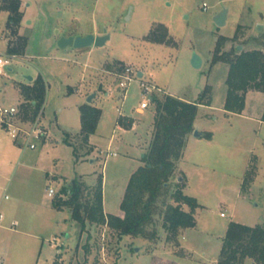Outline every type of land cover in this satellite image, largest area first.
<instances>
[{"label":"rangeland","instance_id":"obj_1","mask_svg":"<svg viewBox=\"0 0 264 264\" xmlns=\"http://www.w3.org/2000/svg\"><path fill=\"white\" fill-rule=\"evenodd\" d=\"M19 1V32L28 44L0 78V107L19 109V84L41 75L48 89L39 125L47 135L33 150L24 137L12 138L0 113V264H218L232 223L264 229V94L250 91L241 113L227 112L229 66L213 65L218 47L235 55L264 48V0ZM1 5L0 54L7 55L9 15ZM224 10L226 23L218 27L215 18ZM159 25L168 30L166 44L149 40ZM63 35L110 39L103 47L60 49ZM195 55L200 68L193 66ZM128 67L135 80L126 90L120 76ZM207 86L213 102L200 106L194 127L203 136L189 137L178 165L185 195L199 204L196 228L169 243L158 215L147 237L120 238L106 224L87 221L82 229L70 209L55 208L54 201L67 200L62 191L73 189V181L91 200L102 179L104 215L123 217L128 183L144 165L153 129L150 97L195 103ZM142 103L148 108L140 112ZM86 104L101 109L102 117L90 147L82 149L80 110ZM37 120L10 122L29 130ZM120 120L132 126L121 128ZM68 143L79 149L78 159ZM177 175L170 181L173 192L181 182Z\"/></svg>","mask_w":264,"mask_h":264},{"label":"trees","instance_id":"obj_2","mask_svg":"<svg viewBox=\"0 0 264 264\" xmlns=\"http://www.w3.org/2000/svg\"><path fill=\"white\" fill-rule=\"evenodd\" d=\"M2 9L8 15L6 25L9 33L8 55L21 57L26 54L27 38L20 36L24 13L19 0H1ZM168 30L163 25L157 26L149 37L155 43L168 42ZM264 47V43L260 45ZM223 63L229 66L226 80L227 96L224 109L230 113H241L245 106L248 92L256 91L264 94V48L240 54L222 53L218 47L213 65ZM47 84L44 78H38L27 84H19L23 99L15 117L24 122L34 123L41 113L47 97ZM155 105L154 120L149 145L146 149L144 163L130 178L124 199L121 204L123 217L104 215L102 179L95 190L94 199L91 194L83 196L82 188L73 181V189H64V200L54 201L55 208L71 210L72 219L84 229L87 221L108 225L118 232L120 238L147 237V229L154 223L158 215H163V228L168 235L169 243H177L182 233L197 226L195 217L199 208L197 200L185 195L186 178L179 173L178 165L183 160L189 137L195 132V122L200 106H211L213 102L212 87L207 86L195 103L185 102L176 97L166 96L163 100L151 97ZM81 138L83 148L90 147V137L95 134L102 117V110L91 105L81 107ZM264 121V116L263 119ZM4 126V124H2ZM121 128L132 126L120 120ZM5 129V127H4ZM209 140L212 135L208 134ZM73 147V154L78 159L79 149ZM177 173L179 175H177ZM181 178L171 191L172 179ZM188 207L189 211L185 210ZM253 260L255 264H264V229L248 227L232 223L223 240L218 264H246ZM57 264V263H56Z\"/></svg>","mask_w":264,"mask_h":264},{"label":"built area","instance_id":"obj_3","mask_svg":"<svg viewBox=\"0 0 264 264\" xmlns=\"http://www.w3.org/2000/svg\"><path fill=\"white\" fill-rule=\"evenodd\" d=\"M204 8H206V5L204 6ZM18 59H20V57L18 56L0 54V78H3L7 75L8 71L11 70L10 67L12 65V62ZM120 79H121L120 80L121 88L127 90L131 85V83L135 80L133 77V69L130 67L126 68L124 73L120 76ZM147 108H148L147 103L141 104V109H147ZM18 111L19 109L15 107H12L10 109H3L0 107V113L2 114L1 122L2 124H4L5 129L9 131L13 139L17 140L18 138H20V136L24 137L27 142V146L34 150L37 147L35 141H41L47 135V132L45 129H43V127L39 125L40 124L39 117L37 123H35V125L32 126V128H30L29 130H25L19 126L14 125L12 122H10V119L14 118V116L17 115ZM6 118L8 120H5ZM54 195H55V190L50 189L48 192V196L50 198H53ZM7 198L8 196L5 197V199ZM222 217H224V214H222ZM4 219H5L4 215L0 213V223L3 222ZM15 227H16V223H12V228ZM54 241L57 242L56 240Z\"/></svg>","mask_w":264,"mask_h":264},{"label":"water","instance_id":"obj_4","mask_svg":"<svg viewBox=\"0 0 264 264\" xmlns=\"http://www.w3.org/2000/svg\"><path fill=\"white\" fill-rule=\"evenodd\" d=\"M227 13H228V11L224 10L223 12L218 14L217 17L215 18V23H216V25L218 27H223L225 25L226 18H227ZM109 39H110V36H104V37L95 38L94 36L90 35V36H87L85 38H83V37H76L75 38V37H66L65 35H63L58 40V47L60 49H67V48H70V47H73L75 49H84V48H88V47H91V46L98 48V47H103ZM242 49H243V47H239L238 51L241 52ZM201 65H202L201 59L197 55H195L194 59H193V66L195 68H200ZM141 76H142V74H139V77H141ZM28 81L32 82L33 78H31V77L28 78ZM94 97H95V95L90 97L88 99L87 103L91 104ZM194 135L197 138H200V137L203 136L198 131H195ZM144 156H143V158H144ZM179 181H181V180H179ZM138 251L139 250L137 249L136 252H138Z\"/></svg>","mask_w":264,"mask_h":264},{"label":"crops","instance_id":"obj_5","mask_svg":"<svg viewBox=\"0 0 264 264\" xmlns=\"http://www.w3.org/2000/svg\"><path fill=\"white\" fill-rule=\"evenodd\" d=\"M139 111H140V112H143V109L140 108ZM189 139H190V138H189ZM184 175H185V174H184ZM48 197H49V196H48ZM12 223H16V222L14 221V222H12ZM17 224H18V223H16V227L18 226ZM16 227H15L14 229H16Z\"/></svg>","mask_w":264,"mask_h":264}]
</instances>
